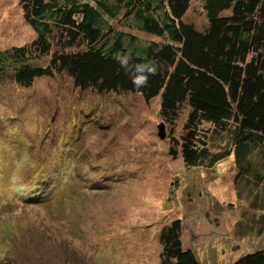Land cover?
Masks as SVG:
<instances>
[{
  "label": "trees",
  "instance_id": "1",
  "mask_svg": "<svg viewBox=\"0 0 264 264\" xmlns=\"http://www.w3.org/2000/svg\"><path fill=\"white\" fill-rule=\"evenodd\" d=\"M18 2L35 37L0 53V80L6 78L17 93L27 96L38 80L69 79L73 92L92 96L85 114L94 115L98 109V122L88 123L93 132L108 121L111 126L118 117L104 100L109 96H136L145 103L158 98L159 116L172 128L186 111L175 141L184 165L210 170L232 157L241 181L238 192L247 193L252 207L262 212L244 216L238 234L264 235V0ZM192 2L204 14L202 26L183 19ZM133 31L155 39L141 42ZM124 58L126 63L121 62ZM143 65L150 71L142 70ZM141 76H147V82L137 86L134 81ZM20 113L11 119L12 127L0 117L5 137L0 139V152L6 160L0 163V190L7 192V201L0 199V217L29 207L20 200L43 205L54 201L49 196L55 183L52 177L67 169L66 163L40 161L41 155L51 159L55 144L52 155L42 152L41 144L35 156L39 161H22L23 138L14 131L23 130ZM13 141L17 146H12ZM60 151L62 158L71 154L70 148ZM13 152L17 155L10 158ZM176 152L170 147L169 155L176 158ZM46 196L50 200L41 202ZM17 219H8L12 234L0 229V264L3 253L14 247L10 238L19 235L15 232H22L20 238L32 232V226L25 229ZM181 222L174 219L161 228L159 264H201L193 249H183ZM262 248L232 264H264Z\"/></svg>",
  "mask_w": 264,
  "mask_h": 264
},
{
  "label": "rangeland",
  "instance_id": "2",
  "mask_svg": "<svg viewBox=\"0 0 264 264\" xmlns=\"http://www.w3.org/2000/svg\"><path fill=\"white\" fill-rule=\"evenodd\" d=\"M18 1L0 0V53L35 37ZM183 19L197 26L206 22L197 2L191 3ZM133 34L141 42L155 39ZM15 90L6 78L0 80L3 124L12 127L11 119L21 111L23 130L14 131L23 138L19 143L24 149L22 161H39L35 156L41 144L42 152L52 155L55 144L51 159L41 155L40 161L66 163L67 169L52 177L55 183L49 196L54 201L43 205L20 200L29 207L0 217V229L6 233H13L11 218H18L25 229L34 228L23 238L22 232H15L19 235L10 238L14 247L3 253L2 264H159V233L174 219L182 221L183 249H193L201 264H232L264 246V235L238 234L244 216L257 217L262 212L252 207L247 193L238 192L241 181L234 159L209 170L187 168L178 155L175 141L186 111L172 128L159 116L158 98L145 103L136 96H109L104 100L118 117L111 126L108 121L93 132L88 123L98 122V109L94 115L85 114L92 96L73 92L69 79L38 80L27 96ZM70 104L74 105L71 110ZM54 111L55 119L49 122ZM161 123L166 133L163 140L157 129ZM2 131L0 125L1 141ZM172 146L176 158L169 155ZM65 148L71 154L62 158L60 149ZM5 162L0 152V163ZM7 181L13 183L9 177ZM4 194L0 190V199L6 200ZM47 200L48 196L41 202Z\"/></svg>",
  "mask_w": 264,
  "mask_h": 264
},
{
  "label": "clouds",
  "instance_id": "3",
  "mask_svg": "<svg viewBox=\"0 0 264 264\" xmlns=\"http://www.w3.org/2000/svg\"><path fill=\"white\" fill-rule=\"evenodd\" d=\"M121 62L122 63H126L127 62V58H124ZM141 69L150 71V69H148L147 65L141 66ZM134 82L137 84V86L143 85V84H145L147 82V76H141L138 80H136Z\"/></svg>",
  "mask_w": 264,
  "mask_h": 264
},
{
  "label": "water",
  "instance_id": "4",
  "mask_svg": "<svg viewBox=\"0 0 264 264\" xmlns=\"http://www.w3.org/2000/svg\"><path fill=\"white\" fill-rule=\"evenodd\" d=\"M158 137L163 140L166 136V133H165V126L163 123H161L158 127Z\"/></svg>",
  "mask_w": 264,
  "mask_h": 264
}]
</instances>
